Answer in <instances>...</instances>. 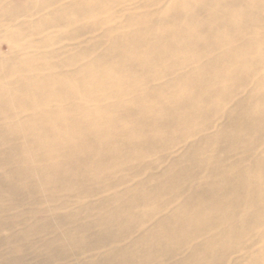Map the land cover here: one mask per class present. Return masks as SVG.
I'll use <instances>...</instances> for the list:
<instances>
[{"label":"bare ground","instance_id":"bare-ground-1","mask_svg":"<svg viewBox=\"0 0 264 264\" xmlns=\"http://www.w3.org/2000/svg\"><path fill=\"white\" fill-rule=\"evenodd\" d=\"M3 45L0 264L264 257V0H0Z\"/></svg>","mask_w":264,"mask_h":264},{"label":"rangeland","instance_id":"rangeland-1","mask_svg":"<svg viewBox=\"0 0 264 264\" xmlns=\"http://www.w3.org/2000/svg\"><path fill=\"white\" fill-rule=\"evenodd\" d=\"M10 1V3H15V2H18L19 0H8ZM93 22V21H92ZM80 24V23H79ZM82 25V24H81ZM68 31H72L71 29H68ZM7 51V47L6 45H3L1 48H0V53H5ZM16 232V229L14 230H10L9 233L10 235H14ZM1 238V237H0ZM39 247V248H38ZM7 247L4 246L3 249L5 250ZM37 251H39L41 249V245L38 243L37 247H36ZM262 248V245H259L258 247L255 248V250L253 251V253H258V250H261ZM22 251H18L17 253L13 254L15 257H18V258H26V256H28V259H27V264H40V263H43V259L38 257L37 254L35 255L34 252L36 251H31L29 252L28 251H25L24 248H21ZM37 251L35 253H37ZM30 253V254H28ZM30 259V260H29ZM255 261V260H254ZM256 264H264V257H260L257 261H256Z\"/></svg>","mask_w":264,"mask_h":264}]
</instances>
